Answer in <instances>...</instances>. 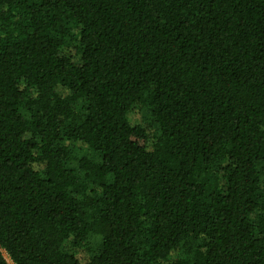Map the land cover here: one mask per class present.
<instances>
[{
	"label": "trees",
	"instance_id": "16d2710c",
	"mask_svg": "<svg viewBox=\"0 0 264 264\" xmlns=\"http://www.w3.org/2000/svg\"><path fill=\"white\" fill-rule=\"evenodd\" d=\"M5 253L264 264V0H0Z\"/></svg>",
	"mask_w": 264,
	"mask_h": 264
},
{
	"label": "rangeland",
	"instance_id": "374dc122",
	"mask_svg": "<svg viewBox=\"0 0 264 264\" xmlns=\"http://www.w3.org/2000/svg\"><path fill=\"white\" fill-rule=\"evenodd\" d=\"M129 120L132 124H144V122L147 120L146 112L144 110V107L141 105H137L128 113ZM5 256L7 257V260L10 262V264H14L11 259L7 256L5 253ZM79 257L84 258V254L81 253Z\"/></svg>",
	"mask_w": 264,
	"mask_h": 264
}]
</instances>
